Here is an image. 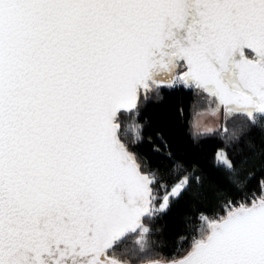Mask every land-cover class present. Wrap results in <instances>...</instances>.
<instances>
[{
  "label": "snow or ice",
  "instance_id": "snow-or-ice-1",
  "mask_svg": "<svg viewBox=\"0 0 264 264\" xmlns=\"http://www.w3.org/2000/svg\"><path fill=\"white\" fill-rule=\"evenodd\" d=\"M0 264H264V0H0Z\"/></svg>",
  "mask_w": 264,
  "mask_h": 264
},
{
  "label": "trees",
  "instance_id": "trees-1",
  "mask_svg": "<svg viewBox=\"0 0 264 264\" xmlns=\"http://www.w3.org/2000/svg\"><path fill=\"white\" fill-rule=\"evenodd\" d=\"M162 96L163 99L154 103L144 115V119L149 122L148 131L153 142L160 143L157 140V134H159L168 141L169 146L177 156H182L189 161L195 159L199 162L200 168L209 173V180L215 186H223V177L218 176L212 168L213 145H205L200 149H195L188 140V124L186 121L191 117L186 105V95L183 93L169 94L167 90H164ZM180 107L185 108L183 118L178 117V108ZM143 151L151 155L149 145L146 144ZM255 168L258 176L260 171L259 161ZM209 180H206V184ZM186 215L185 206L182 203L177 206L172 216L162 220L158 225L161 232L157 233L154 239H157L158 242L163 241L161 251L164 254L177 255V252L174 251L175 241L171 238L172 233L168 229L185 219Z\"/></svg>",
  "mask_w": 264,
  "mask_h": 264
}]
</instances>
